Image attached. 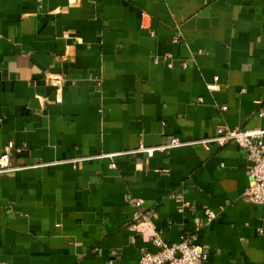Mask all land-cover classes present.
Instances as JSON below:
<instances>
[{"label": "crops", "instance_id": "obj_1", "mask_svg": "<svg viewBox=\"0 0 264 264\" xmlns=\"http://www.w3.org/2000/svg\"><path fill=\"white\" fill-rule=\"evenodd\" d=\"M262 113L264 0H0V264H139L132 199L206 264H264L239 146L140 151Z\"/></svg>", "mask_w": 264, "mask_h": 264}, {"label": "built area", "instance_id": "obj_2", "mask_svg": "<svg viewBox=\"0 0 264 264\" xmlns=\"http://www.w3.org/2000/svg\"><path fill=\"white\" fill-rule=\"evenodd\" d=\"M177 41V40H175ZM159 60H156L158 62ZM168 66H171L168 64ZM217 81V80H216ZM211 90H217L215 83L210 86ZM227 111V107L222 108ZM264 116V113L261 114ZM236 144L243 150L251 163L248 177L250 186L245 194V198L252 204L264 206V127L254 129L241 128H218L214 137L194 142H185L178 138H170L166 145L158 149H146L143 146L140 151L153 156L156 151H168L187 146H203L210 150L211 145L225 147L229 144ZM13 143L9 145V152L0 159V175H6L19 171L12 165ZM177 201L181 204L179 213H185L190 206L184 202V199L177 195ZM130 205L135 208L134 218L131 229L151 243L157 251L155 253L145 249L141 254L139 264H206L209 254L198 244L197 234H186L181 241L176 244H167L153 222L150 213L145 211L143 200L132 199ZM206 221L198 224V228L211 225L216 219L217 214L211 210L206 211Z\"/></svg>", "mask_w": 264, "mask_h": 264}]
</instances>
